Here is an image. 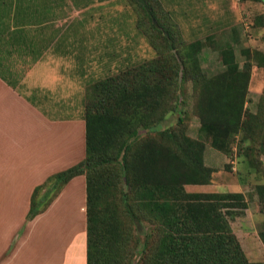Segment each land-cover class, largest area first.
I'll return each instance as SVG.
<instances>
[{
	"label": "trees",
	"instance_id": "1",
	"mask_svg": "<svg viewBox=\"0 0 264 264\" xmlns=\"http://www.w3.org/2000/svg\"><path fill=\"white\" fill-rule=\"evenodd\" d=\"M135 3L143 14L140 26H146L158 57L91 85L85 96L86 157L35 189L27 219L42 213L70 180L85 175L87 264H263L248 260L221 213L222 202L237 194L184 191L188 184L211 181L214 170L204 164L205 146L176 131L157 129L175 110L170 99L183 83L190 80L197 86L207 80L196 57L201 45L181 48L152 1ZM231 59L227 52L224 63L232 65ZM239 76L233 73L222 94L200 106L202 131L227 154L230 140L244 124V94L228 96L236 91ZM141 130L158 131L166 146L141 139ZM136 192L143 195L141 203L135 200ZM145 218L160 225L151 251L135 233V225ZM261 236L264 240V232Z\"/></svg>",
	"mask_w": 264,
	"mask_h": 264
},
{
	"label": "rangeland",
	"instance_id": "2",
	"mask_svg": "<svg viewBox=\"0 0 264 264\" xmlns=\"http://www.w3.org/2000/svg\"><path fill=\"white\" fill-rule=\"evenodd\" d=\"M149 1L155 5L159 19L177 34L181 48L201 45L196 57L207 80L197 86L190 80L183 83L170 99L175 110L157 125L159 132L176 131L205 146L204 164L214 170L211 181L188 184L184 191L192 195L237 194L238 198L222 202L221 213L248 260L264 264V193L261 196L259 190L264 192V0ZM31 3L42 8L39 19L50 23L56 31L60 50L64 52V47L71 46L73 56L63 66L76 72L78 86H82L85 96L93 83L158 57V50L145 34L146 26L141 27L143 14L135 0ZM227 52L232 54V65L224 63ZM233 73L241 76L233 87L236 91L228 92V96L236 99L238 94H244L245 112L244 124L230 140L227 154L216 148L213 138L202 131L200 106L222 94L221 88L228 87ZM221 78L226 80L220 85ZM158 131L141 130L139 137L163 144ZM135 195L139 197L136 202L141 203L143 195ZM159 227L152 218L135 225L136 237L149 244L148 251L157 244Z\"/></svg>",
	"mask_w": 264,
	"mask_h": 264
},
{
	"label": "crops",
	"instance_id": "3",
	"mask_svg": "<svg viewBox=\"0 0 264 264\" xmlns=\"http://www.w3.org/2000/svg\"><path fill=\"white\" fill-rule=\"evenodd\" d=\"M31 2L0 0V264H87L85 175L27 219L35 189L86 157L73 50Z\"/></svg>",
	"mask_w": 264,
	"mask_h": 264
}]
</instances>
